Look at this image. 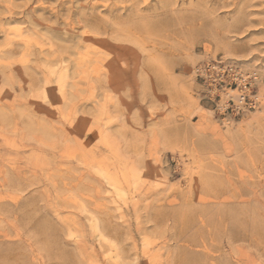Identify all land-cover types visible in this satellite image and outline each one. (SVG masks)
<instances>
[{"label":"rangeland","instance_id":"374dc122","mask_svg":"<svg viewBox=\"0 0 264 264\" xmlns=\"http://www.w3.org/2000/svg\"><path fill=\"white\" fill-rule=\"evenodd\" d=\"M262 88L264 0H0V264H264Z\"/></svg>","mask_w":264,"mask_h":264},{"label":"built area","instance_id":"2783aa9c","mask_svg":"<svg viewBox=\"0 0 264 264\" xmlns=\"http://www.w3.org/2000/svg\"><path fill=\"white\" fill-rule=\"evenodd\" d=\"M205 72L208 74V78L215 84L216 87L223 83L238 85L242 89V93H240L239 96L237 95L232 98H236L239 104L246 103L247 100L250 99L252 95L251 87L253 83V78H251V76L238 73L232 67L226 68L224 64L221 63L209 64L207 69H205ZM254 80H256V77ZM251 104L253 105V103ZM236 110L238 112L241 111L240 105H237Z\"/></svg>","mask_w":264,"mask_h":264},{"label":"bare ground","instance_id":"6f19581e","mask_svg":"<svg viewBox=\"0 0 264 264\" xmlns=\"http://www.w3.org/2000/svg\"><path fill=\"white\" fill-rule=\"evenodd\" d=\"M257 82L259 81L258 79L256 80ZM257 82H256V85H257ZM263 87V86H262ZM263 89V88H262ZM263 92H264V89H263ZM239 96V95H238ZM259 97V96H258ZM255 98L257 99V96H255ZM242 214H244V213H242ZM236 215H237V213H236ZM245 215V214H244ZM240 216V215H239ZM242 217V216H241ZM238 218V217H237ZM243 218H244V216H243ZM243 218H241V220L243 219ZM253 220H255V218L253 219ZM256 220H257V218H256ZM258 221V220H257ZM254 222V221H253ZM259 222V221H258ZM245 223V222H244ZM248 223V222H247ZM242 225V224H241ZM247 225V224H246ZM249 226H250V224H249ZM259 226H260V223H259ZM247 228V227H246ZM252 230V229H251ZM261 235V234H260ZM263 236V235H262ZM6 250V249H5ZM9 251V250H8ZM10 252V251H9ZM206 252V251H205ZM5 254V253H4ZM3 254V255H4ZM0 255H2V254H0ZM8 256V255H7ZM213 257H215V256H213ZM3 258V257H2ZM212 259V258H211ZM194 261V260H193ZM209 261V260H208ZM184 262V261H183ZM187 262V261H186ZM189 262V261H188ZM194 263V262H193ZM200 263V262H199ZM204 264V263H203Z\"/></svg>","mask_w":264,"mask_h":264}]
</instances>
